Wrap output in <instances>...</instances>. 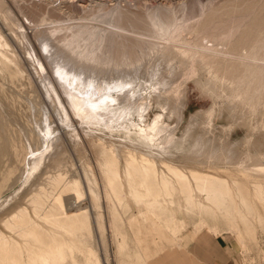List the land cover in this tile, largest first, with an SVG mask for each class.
I'll list each match as a JSON object with an SVG mask.
<instances>
[{"label":"rangeland","instance_id":"rangeland-1","mask_svg":"<svg viewBox=\"0 0 264 264\" xmlns=\"http://www.w3.org/2000/svg\"><path fill=\"white\" fill-rule=\"evenodd\" d=\"M118 9L121 11L117 12ZM152 15L157 16L159 21L161 20L160 23L170 21L172 24L170 33L157 31L159 29L150 22ZM115 22L116 25L113 24ZM88 24L96 26L94 31L97 30L91 42L94 38V41L101 38L102 34L104 37L107 36V39L103 44L97 42L94 44V41L90 44L89 41L86 44H90V47L86 46L85 49L83 48L85 42L80 40L81 46L77 47V51L83 49L85 54L94 50L95 55L103 58L107 56L119 61L143 57L150 50V52L159 51L164 44L167 45L166 50L170 47L171 50L166 54L153 52L139 64L133 65L134 68L130 67L122 71L121 68L114 67L113 70H108L107 75L115 78L120 84L124 75L131 73L141 77V80H148V84L151 79L150 73L155 67L157 73L164 76L163 79L170 80L168 90L176 89V93L166 98L169 100L167 104L170 103L172 107L167 106L171 109L169 111L174 110L175 113L170 112L167 121L175 127L174 134L177 137L187 140L186 142L178 140L174 147L171 146L173 155L168 157L173 159L172 162L176 160L177 165L183 167L188 165L186 168L195 166L193 169L200 166L204 172L220 173L218 175L228 178L227 181L233 189L231 192L235 191L232 194L234 206L237 205L239 197L233 180L242 182L239 183L240 190L250 203L249 209H246L243 215L233 213L231 210V215L227 214L225 217H220L219 212L217 214L206 212L207 214L203 213V216L190 213L188 217L178 214L175 209L163 203L162 208H166L161 211L156 208L157 215L154 216H158L159 220L162 219L167 227L169 225L170 228L167 229L162 223L151 226V219L155 217L153 213L151 215L149 209L143 210L140 215L138 210L132 211L129 207L128 211L127 208L122 211L116 204L118 209L112 214L108 212L103 176L96 162L97 148L95 151L89 140L101 138L106 144L113 145L116 152L119 151L117 153L119 158L123 159L134 150L132 143L128 141V130L125 126L128 122L127 125L133 127L131 120L138 117L136 107L132 109L135 112L131 111L133 117L130 116V121H124L116 116L115 122H109L111 124L109 127L101 122L98 128L94 126L95 131L92 133L89 125L80 123L77 113L70 106L61 85L56 81L53 70L48 60H45L38 43L41 39L38 35L48 34L47 37L52 43L61 47L59 40L69 38L73 32L79 30L80 26ZM112 25L115 27H111ZM0 35L9 46L4 48L7 56L10 55L0 61V264H10V259L18 255L2 248L3 243L10 239L15 240L13 246L17 245L18 241L25 242L23 244L26 245V251L37 247L28 239L27 241L17 237L15 234L17 228L14 227V231L6 229L3 221L5 216L16 208V205L13 207L15 203L17 206H21L22 203V207L28 204L34 186L40 180L41 174H44L43 165L46 164V161L42 160V164L33 168L32 160L38 158L44 150H51V144H54L52 153H54L53 148H58L60 159L63 164L65 162L64 171L67 176L77 175L84 180V161L89 163L92 161L91 164L95 168L103 202V225L99 227L94 218L96 214L91 212L92 210L89 211L88 215L90 214L91 223L93 222L92 235L96 236L95 246L97 245L94 261H98L89 264L154 263L161 256L160 253L178 246L182 247L185 239L189 241L184 248L193 260L199 261L200 264H212L207 260L204 247L198 241L203 235H211L213 242L217 243L219 240L223 244L225 249H221L220 253L225 256L224 260L229 259L227 264H264V203L255 194L250 183V181L264 182V173H253L244 168V166H264V78L262 77L264 76V0H0ZM93 44L95 47L92 46ZM98 44L101 48L97 46ZM158 45H160L159 50L156 47ZM34 47L37 53L41 52L39 54L43 57L47 68H50L48 73L50 72L55 78L56 84L58 82V90L70 111L71 116L65 119L64 123L43 82L47 73L45 75L43 71L41 72V68L39 73L34 66L32 60L34 55H31L35 54ZM179 48L182 50L184 48L183 51L187 55L177 52ZM65 51L66 54H70L67 49ZM111 54L114 57L110 56ZM9 58L14 61H10ZM81 65L91 64L82 62ZM259 74L262 76L259 77ZM161 102L154 94L147 115L149 122L155 118L156 113L163 112ZM50 123L56 136L51 134L49 145H44L36 152V149L42 146ZM74 130L79 133L78 138L72 136ZM125 130L127 133L124 132ZM39 135L42 136L41 142ZM80 140L82 142L77 144ZM195 141H198L199 148ZM189 143L191 148L188 147ZM82 145L84 149L78 150L77 148ZM184 146L193 155L189 156L190 159L187 155V158L185 157ZM142 150L146 152L140 147L141 152ZM146 154L148 153L143 155ZM193 157L196 159L194 160ZM161 158L155 156L157 161ZM235 174L241 175H238L240 176L238 178ZM240 178L242 180H239ZM153 187L151 193L159 194V187L155 185ZM57 194L51 203H55ZM87 196L88 194L86 201L91 207V198ZM25 201L27 202L24 203ZM231 206L230 209H235L233 205ZM224 208L229 210L226 204ZM190 216L193 217L191 222ZM80 217L83 219L84 215L80 213L79 219ZM33 218L37 224H41L37 215ZM111 219L114 220L115 226H111ZM196 219L198 222L194 223ZM232 220H235V223ZM80 221L79 224L83 222ZM40 233L46 243L56 244L63 239L59 232L51 231L48 226H43ZM165 238L167 241L163 243ZM168 264L177 263L172 260Z\"/></svg>","mask_w":264,"mask_h":264},{"label":"bare ground","instance_id":"bare-ground-1","mask_svg":"<svg viewBox=\"0 0 264 264\" xmlns=\"http://www.w3.org/2000/svg\"><path fill=\"white\" fill-rule=\"evenodd\" d=\"M118 11L121 10L118 9L117 12ZM116 22L113 24L116 25L117 24ZM150 22L152 23V25L156 27V29L157 28L159 29L157 31L161 30L164 32V34L170 33V28L172 27L170 21H167L165 23H160L161 20L159 21V18L157 16L152 15L150 17ZM109 23H111V21ZM111 27H115V26L112 25ZM95 29L96 26L94 25L90 26L88 24V25L80 26L79 30L73 32L69 38H64L59 40V42L61 43V47L58 43L57 44L59 46L52 43L49 37H47L48 34L38 35V37L41 36V39L38 40V43L40 45L41 52L43 53V55H45L44 57L45 60L46 59L48 60L49 66H51V69L53 70L52 73L53 75H55V78L57 79L56 81H58L59 84L61 85L66 97L69 100L70 106L77 113L80 123L82 124L85 123L89 125L88 127L91 129L89 130L92 131V133L95 131L94 126L99 127L98 124H100L101 122L109 127V125H111L109 124V122L110 121L112 123L115 122L114 118L116 116L123 119L124 121L127 120L130 121L129 120L130 116H132L131 111L136 107L135 110L139 119L137 117L136 119L138 120L136 119L131 120L133 127L127 125L128 122H126L127 124L125 126V128L128 130V134H127L128 136L126 134L125 136H127L129 143L130 142L132 143L134 150H132V152H130L129 154L125 155V157L122 156L123 159L119 158L117 154L119 151L116 152V150L113 148V145L110 146L106 144V142L103 141L101 138L98 139V137H96L95 140L94 139L89 140V142H91L92 146L95 148L94 149L95 151L97 148L98 156L96 157L97 158L96 162L98 163L97 166L100 169V172L102 173L103 176L102 180L104 182V187H105L104 195L106 197V200L108 201V205L106 206L108 208V212L112 214L115 211V209L116 210L118 209V205H119V209L122 211L125 208H127L126 210L128 211V207H129L132 208L130 209L132 211L133 209L138 210L139 214L143 210L149 209L151 210V215L153 213L154 216V214L157 211L156 208H158V211L159 210L161 211V209L166 208V207L162 208V206H164L163 203H165L167 204L166 206H168L169 208L175 209L176 212H178V214H184V216L186 215L188 217L190 213L192 214L196 213L197 215L198 214L202 215L203 213L206 212H215L216 214L217 212H219L221 214L220 217L222 216L225 217L227 214H230L231 210L233 213H238L240 215L241 214L243 215L246 209H249L248 207L250 203L244 196L243 192L240 190L241 188L239 185L242 182L240 183V181H236V179L233 180L235 184L234 187L237 190L236 194L239 197L237 205L234 206L232 202L234 197L232 196V194H234L235 191L234 193L231 192L233 191V189L230 187L229 182L227 181L228 178L218 175L220 173L210 174L211 172L209 170L208 173L206 171L204 172V169L202 170L200 166H199L200 167L199 170V167L197 166L195 169H193L195 166L192 168L191 167L186 168L188 167V165L184 167L177 165L175 162L176 160L172 162L173 159L171 157H168L173 155L172 154L173 152L171 151V146L176 145L178 143L177 142L178 140L183 142H186L187 140L184 139L183 137H177L174 134L175 127H172V125L167 121V117L170 118L169 115L170 112L175 113L173 112L174 110L169 111L170 108H168L167 106L169 105L170 107H172L170 103L167 104L169 100L166 98L172 96V93H176V89L175 91L174 90L171 91V89L168 90L170 85L169 84L170 80L166 81L165 78L163 79L164 76L159 75L157 73V68L155 67L152 69L150 73L151 79H149L150 83L148 84H147L148 80L146 79L141 80V77L134 76L131 73L124 75L125 77L124 79H122L120 84L115 80V78L111 76L108 77L107 75L109 74V71L114 69V67H119L122 69V71H125L126 69L133 67V65L139 64L144 58H146V56L149 57L153 52H163L164 54H166L167 51L169 52V50H171L170 47L168 46L169 49L166 50L167 45L165 46L164 44V46L162 45L163 47L162 48L160 47L159 50L158 47L160 45H158L156 47L158 48L159 51L152 50L153 52H150L151 51L150 50L147 53V55L143 57H136L134 59H126V60L124 59L119 61L118 60L116 61L115 59L113 60V58L111 59V57L107 58L106 56V58L105 57L103 58L102 56L95 55L96 53H93L94 50L92 51L91 49H90L91 52L89 54H85L83 49L77 51L78 49L77 47L81 46L79 44L80 40L85 42V46H83L84 49L86 48V46L88 47L90 44H92L95 38L93 39L92 42L91 39L95 34L94 32L97 31V30L94 31ZM102 36L103 34L101 35V38L99 39L97 38L96 41H94V44L95 42L103 44V42L107 39L106 38L107 36L106 34H105L106 37L104 36L102 37ZM2 39L3 38L0 37V61H3L4 58H8L10 56V55L7 56L6 53L7 51H5L4 49L5 47H9V46L6 44L7 42L5 43V41ZM26 39L29 43V39L27 37ZM97 40H99L100 42ZM89 41L90 44L87 45L86 43H88ZM94 44L92 45L93 47H95ZM154 45H150V46H154ZM97 46L100 47L99 44ZM180 48L178 49L177 52L183 55H187L186 52L183 51L184 48L183 50ZM66 49L68 50V52H70V54H66L65 51ZM90 50L88 51L86 50V51L89 52ZM33 51H35V54L32 53L31 55H34L32 56L34 66L39 73L40 71L41 72L43 71L44 74L47 73V75L45 74L46 79L44 80L43 78V82L45 83L47 92L51 95L54 106L58 110L59 116L62 122L64 123L65 119H68L69 116L71 115L68 107L66 106V102L63 96L58 90V86H57L58 82L56 84L54 80L55 78L50 74V72L48 73L50 68H47L48 66L43 60V57L39 54L41 52L37 53L35 47ZM71 54L73 56H71ZM110 56L114 57L112 54ZM9 59L12 62L14 61L11 58ZM80 62L81 63L87 62V64L89 65L91 64L92 67L91 65L90 66L81 65ZM39 68H41L40 71ZM261 76L262 75H260L259 77ZM262 77L264 78V76ZM261 80L263 79L261 78ZM171 83L173 82L171 81ZM154 94L157 96V98H160V100L162 101L160 105L163 108V112L156 113L155 118L149 122L147 115H149L148 112L152 106V98ZM172 109H174V107ZM135 110L132 112H135ZM119 112L120 115H118ZM50 125L51 123L47 128L48 131L44 141L42 140L43 141L42 146L39 144L41 147L40 148L38 147L36 149V152L41 150L44 147V145H49L50 143L49 141L51 140L49 138L51 134L55 133V130L54 129L52 130L53 126ZM124 132H126V130ZM54 135L56 136V134ZM72 136L78 138L79 133L76 130H74ZM40 137L42 136L39 135V141H40ZM81 142H82L81 140L79 142L77 141V144ZM197 142H196V146H198L197 144H199ZM190 143L188 147L190 146L191 148ZM53 145L54 144H51L52 147H54ZM52 147L51 150L50 149L44 150V153H41V155L38 156V158L35 157V159L32 160L33 168H36L40 164H42L43 163L42 160L46 161V164L44 163L45 165H43L45 166L44 174H41L38 183L35 186L33 185L35 187V188L33 187L34 188L33 193L30 191L32 193V196L29 198L28 204L27 205L25 204L26 207H22V203L21 206L20 205L17 206V204L15 203L13 207H15L16 205V208L13 209L12 211L10 209L9 211L11 212L8 213L7 216H5L4 218L5 220L3 221L4 223L3 225L6 229L14 231V227L17 228L18 230L15 232L17 237L23 240L28 239L31 244L37 246L36 247L37 250L32 249L26 251L25 249L26 245L23 244L25 242L21 243L18 241L17 245L13 246L12 243L15 242V240L13 239H10L6 243H3L4 245L2 248L9 249L10 251H12L13 254L18 253V255L17 254L14 255L10 259V264H89L91 262L97 263L98 261L97 262H95L96 260L94 261V259L96 258L94 253L96 252L95 249L97 246V245L95 246L96 236L94 237V235H92L93 230L91 225L93 222L91 223L92 218H90L91 217L89 216L90 214L88 215L89 211L92 210L91 212H94V214H96L94 218H96L97 225L99 227H102L103 202L100 191L101 189L99 187L96 174L94 171L95 168H93L91 164L92 161L90 163L84 161L83 162L84 180H82L81 177H78L77 175L67 176V173L64 171L65 162L63 164V162L61 161L60 156L58 154L59 152H57L58 148H53L54 153H56L54 154L52 153ZM140 147L145 149V151L148 154L143 155L146 152L144 153V151L142 150L143 152L142 154V152L140 151ZM180 147L183 148L182 146ZM185 148L186 147L184 146V150L187 149ZM77 149L83 150L84 145L79 146ZM190 152L186 150L185 157L186 155L189 157L191 155ZM119 155L121 157L120 153ZM155 156L160 158L163 157L164 159L161 158L157 161L156 160L157 158L155 159ZM193 159L195 160L196 158L193 157ZM193 159L191 158V160ZM200 164H202V162ZM244 168L253 173L254 172L264 173V166H260V165L244 166ZM232 175H233L232 177H234V174ZM238 175H236V177L239 178L240 176ZM242 178L245 179V177ZM242 178H240L239 180H242ZM250 183H252V187L255 194L264 203V182L250 181ZM152 185L158 186L160 189L158 191L159 194L156 193L157 196L159 195L158 197L156 196L158 198L157 200L155 199L156 197L154 198L156 194L153 195L155 192L153 194L151 193L153 187ZM56 194L58 196H56L55 203H51V200H54L53 197H55ZM87 194H88L87 197L91 198V207L89 206V203H87L86 201ZM26 202L27 201H25L24 203ZM46 204H50V205H46ZM116 204L118 205L116 206ZM224 204H226L229 207V210L224 208ZM231 205H233V208L235 207V209H230ZM80 213L84 215L83 219L82 217H80V219H82L81 221L83 222H81L79 219ZM123 213L121 215H123ZM34 215H37L38 218H40L41 224L36 223L37 221L33 218ZM154 217L155 218L153 220L151 219V226L154 227V225L161 223L165 225L161 221L162 219L159 220L157 218L158 216L157 217L154 216ZM243 217L242 218L245 219V216ZM191 218L193 217L190 216V222H191ZM200 218L201 217H199V219ZM113 219H111V223H110L111 226H115V222ZM208 219L209 218H207V220ZM260 219L262 220L261 217ZM207 220H205V222ZM217 220H219L218 216H217ZM79 221L81 222V224H79ZM232 221H234L235 223V220ZM195 222H198L197 219L196 221H194V223ZM210 224L212 223L210 222ZM232 225L234 224L232 223ZM43 226H48L51 229V231L56 230L63 236V239L57 241L56 244L46 243L47 241L44 240L43 238L44 236L41 235L40 233V230L42 229ZM165 227L167 229L170 228L169 225H168L169 228L166 225ZM89 230L92 231L90 232ZM166 238L163 239V243L167 241Z\"/></svg>","mask_w":264,"mask_h":264},{"label":"crops","instance_id":"crops-1","mask_svg":"<svg viewBox=\"0 0 264 264\" xmlns=\"http://www.w3.org/2000/svg\"><path fill=\"white\" fill-rule=\"evenodd\" d=\"M188 241L189 239H185L182 247L178 246L170 251L160 253L161 256L158 257L159 259L155 260L154 263L150 262V264H168L169 261L172 260H174V262L177 264H200L199 261L195 259L193 260L192 257L188 255L187 250L184 248L187 245ZM198 241L200 242V245L204 247L207 260L211 261L212 264H215L217 262H220L222 264L228 263L229 259L224 260L225 256L220 253V250L225 249V247L219 240L217 241V243H215L213 242L211 235H203L200 237V239H198Z\"/></svg>","mask_w":264,"mask_h":264}]
</instances>
